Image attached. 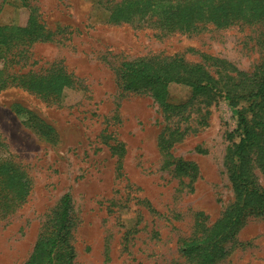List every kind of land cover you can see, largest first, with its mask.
<instances>
[{
	"label": "rangeland",
	"instance_id": "obj_1",
	"mask_svg": "<svg viewBox=\"0 0 264 264\" xmlns=\"http://www.w3.org/2000/svg\"><path fill=\"white\" fill-rule=\"evenodd\" d=\"M104 2L27 0L46 29L57 33L33 44L25 69L58 63L80 86L64 89L59 103L16 87L0 89V143L29 178L23 202L0 218V264L23 263L64 193L75 215L73 264H193L178 248L200 229L197 214L210 225L233 201L223 157L240 137L237 109L246 103L218 97L182 111L188 118L181 126L189 129L169 152L194 164L197 173L194 179L176 176L157 144L176 116L165 121L151 96L121 90L116 70L137 57L177 54L199 63L204 55L218 57L251 71L264 54V27L159 35L147 23L107 22ZM29 6L0 0V25H24ZM167 90L172 104L191 96L184 84L170 83ZM260 182L264 186L262 177ZM223 246L227 253L210 264H264V218L247 217Z\"/></svg>",
	"mask_w": 264,
	"mask_h": 264
},
{
	"label": "trees",
	"instance_id": "obj_2",
	"mask_svg": "<svg viewBox=\"0 0 264 264\" xmlns=\"http://www.w3.org/2000/svg\"><path fill=\"white\" fill-rule=\"evenodd\" d=\"M20 1L29 6L27 0ZM104 3H109L107 22L135 26L147 23L159 35L197 34L209 26L224 29L258 23L264 27V0H105ZM29 9L24 25H0V89L16 87L45 101L59 103L64 89L80 86L77 84L80 79L58 63L37 70L25 69L33 44L48 42L57 33L46 29L34 7ZM260 47L264 53V38ZM202 61L188 62L177 54L150 55L123 61L116 70V82L121 90L151 96L161 107L165 121L176 116L177 124L165 126L157 143L166 160L170 157L166 164L173 165L176 176L194 179L197 173L194 164L171 158L169 152L189 129L181 126L182 120L188 118L182 111L194 103L207 107L218 97L233 105L246 103L237 109L240 137L227 147L223 157L233 201L210 225L198 213L196 226L200 229L179 244L180 254L193 264H210L223 258L227 253L223 243L234 238L247 217L264 218V186L260 182L261 177L264 180V54L251 71L239 70L218 57L204 55ZM170 83L190 87L191 96L186 103L172 104L167 100ZM3 151L4 144L0 143V218L21 204L29 190L24 168ZM74 226L71 196L64 193L41 225L22 264H73Z\"/></svg>",
	"mask_w": 264,
	"mask_h": 264
}]
</instances>
